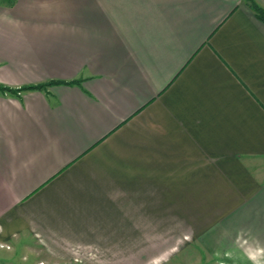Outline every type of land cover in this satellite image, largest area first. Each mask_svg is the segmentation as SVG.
Wrapping results in <instances>:
<instances>
[{"label":"crops","instance_id":"0c3cea01","mask_svg":"<svg viewBox=\"0 0 264 264\" xmlns=\"http://www.w3.org/2000/svg\"><path fill=\"white\" fill-rule=\"evenodd\" d=\"M252 3L0 0V264H264Z\"/></svg>","mask_w":264,"mask_h":264},{"label":"rangeland","instance_id":"374dc122","mask_svg":"<svg viewBox=\"0 0 264 264\" xmlns=\"http://www.w3.org/2000/svg\"><path fill=\"white\" fill-rule=\"evenodd\" d=\"M0 246L5 247V248H9L8 245H4V244H2ZM203 252H206V250L202 249L199 246L192 245V246L184 249L181 252L180 257H177V259H175L172 262H169L168 264H217V263L220 264L219 262H214V261L194 260V258H198L199 253H203ZM39 264H44V262H40Z\"/></svg>","mask_w":264,"mask_h":264},{"label":"trees","instance_id":"16d2710c","mask_svg":"<svg viewBox=\"0 0 264 264\" xmlns=\"http://www.w3.org/2000/svg\"><path fill=\"white\" fill-rule=\"evenodd\" d=\"M252 7L256 11V15L258 16V18L264 21V9L255 3H252ZM52 83H56V82L50 81L44 84L26 85V86H20L18 88H11L8 86L0 85V91L1 92L8 91V92L16 93L17 91H20V90L44 88L45 86L51 85Z\"/></svg>","mask_w":264,"mask_h":264}]
</instances>
